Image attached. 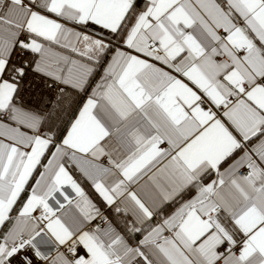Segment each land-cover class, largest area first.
<instances>
[{
    "label": "snow or ice",
    "instance_id": "snow-or-ice-1",
    "mask_svg": "<svg viewBox=\"0 0 264 264\" xmlns=\"http://www.w3.org/2000/svg\"><path fill=\"white\" fill-rule=\"evenodd\" d=\"M0 264H264V0H0Z\"/></svg>",
    "mask_w": 264,
    "mask_h": 264
}]
</instances>
